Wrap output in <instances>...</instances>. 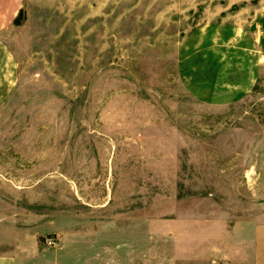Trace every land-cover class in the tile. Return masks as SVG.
I'll use <instances>...</instances> for the list:
<instances>
[{
    "label": "rangeland",
    "instance_id": "rangeland-1",
    "mask_svg": "<svg viewBox=\"0 0 264 264\" xmlns=\"http://www.w3.org/2000/svg\"><path fill=\"white\" fill-rule=\"evenodd\" d=\"M8 1L0 250L75 264L146 239L239 264L264 221V0Z\"/></svg>",
    "mask_w": 264,
    "mask_h": 264
},
{
    "label": "crops",
    "instance_id": "crops-1",
    "mask_svg": "<svg viewBox=\"0 0 264 264\" xmlns=\"http://www.w3.org/2000/svg\"><path fill=\"white\" fill-rule=\"evenodd\" d=\"M18 8L8 0H0V32L8 27L17 16ZM17 65L13 55L0 44V106L8 101L16 81ZM244 235L237 239V246L243 254L239 264H264V221L251 220L244 226ZM125 242H133L124 239ZM143 241V240H142ZM144 240L135 249L132 244L124 243L119 248L111 246L95 248L91 254H86L83 249H78L75 256V264H228L230 255H226V261L212 260L208 251H200L195 243L186 246H173L162 250V257L150 259L151 252ZM228 241V240H227ZM233 242V241H232ZM219 256V255H217ZM222 256V254H221ZM34 262L21 260L20 253L15 246L0 250V264H67L69 254L46 255ZM43 259V260H42Z\"/></svg>",
    "mask_w": 264,
    "mask_h": 264
}]
</instances>
